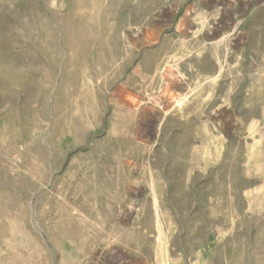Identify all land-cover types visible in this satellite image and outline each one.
Listing matches in <instances>:
<instances>
[{"label":"rangeland","instance_id":"1","mask_svg":"<svg viewBox=\"0 0 264 264\" xmlns=\"http://www.w3.org/2000/svg\"><path fill=\"white\" fill-rule=\"evenodd\" d=\"M0 264H264V0H0Z\"/></svg>","mask_w":264,"mask_h":264},{"label":"bare ground","instance_id":"2","mask_svg":"<svg viewBox=\"0 0 264 264\" xmlns=\"http://www.w3.org/2000/svg\"><path fill=\"white\" fill-rule=\"evenodd\" d=\"M166 96H168V95L166 94ZM166 96H164L161 100L164 101L166 99Z\"/></svg>","mask_w":264,"mask_h":264}]
</instances>
